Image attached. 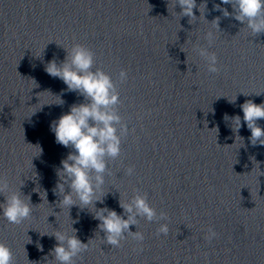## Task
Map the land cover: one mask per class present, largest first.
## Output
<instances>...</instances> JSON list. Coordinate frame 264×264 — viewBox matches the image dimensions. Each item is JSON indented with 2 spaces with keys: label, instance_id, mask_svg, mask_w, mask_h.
Wrapping results in <instances>:
<instances>
[{
  "label": "water",
  "instance_id": "1",
  "mask_svg": "<svg viewBox=\"0 0 264 264\" xmlns=\"http://www.w3.org/2000/svg\"><path fill=\"white\" fill-rule=\"evenodd\" d=\"M219 3L207 0L204 15L200 5L190 19L177 0H0V203L21 188L32 207L16 224L0 213L11 264H54L52 235H74L72 227L87 244L74 264H264V147L250 144L240 107L264 103V33L213 10ZM77 44L94 54L93 71L112 77L127 126L96 207L122 214L120 201L145 195L157 216L130 226L142 241L125 233L118 247L108 245L94 208L69 213L54 193L71 149L55 143L49 124L84 101L44 69ZM201 48L216 56L217 72ZM62 92V105H46ZM225 114L241 117L243 140Z\"/></svg>",
  "mask_w": 264,
  "mask_h": 264
},
{
  "label": "clouds",
  "instance_id": "2",
  "mask_svg": "<svg viewBox=\"0 0 264 264\" xmlns=\"http://www.w3.org/2000/svg\"><path fill=\"white\" fill-rule=\"evenodd\" d=\"M177 2L182 10L179 15L190 19L197 18L194 9H198L201 13L200 5L204 6L203 15L207 8V0L199 6L196 0H177ZM221 4H230L232 13L222 8ZM213 10L222 12L224 17L233 16L254 35L264 33V0H220L219 4H214ZM213 21L219 29V17ZM66 53L62 62L57 63V60L53 58L46 64L44 70L49 76L61 80L66 86L65 91L77 93L84 102L73 104L67 113L60 115L49 124V130L54 135L55 143L71 149L56 169L58 183L54 193L61 197L59 203L68 207L69 213L73 206H77L81 211L88 209L89 206L94 208L96 211L93 218L99 221L97 227L105 234L108 245L118 247L125 233L142 241L143 234L130 231V226H137L139 219L151 222L157 216L156 211L148 204L145 195L136 193L127 203L120 201L122 214L109 210L107 207H96L97 203H103V200L97 198V193L101 191L105 182L107 159H115L120 155L121 136L127 133L126 124L122 123L120 115L115 110V106L119 103L116 85L112 77L104 71L98 68L95 71L92 70L94 54L88 48L77 44ZM199 55L206 59L210 72L218 71L214 54L201 48ZM119 79L125 81L127 72L121 70ZM62 94L63 92L61 95L52 94L59 98L60 103L46 105H62L64 103L61 98ZM235 100L230 102H235ZM240 107L243 112V121L251 132L248 138L250 144L252 146L259 144L264 147V128L257 124L258 120L264 119V103L258 105L247 100ZM224 119L231 120V130L239 137L238 133L242 127L241 117L239 115L229 117L225 114ZM39 148L41 155L43 149ZM133 171L129 168L127 174L132 175ZM6 188V184L0 183V192ZM45 194L47 196L46 192ZM22 196L28 197V201L25 202ZM31 212V197L25 196L21 188L19 191L11 192L4 202L0 203V213L12 224L27 219ZM164 218V214L161 213L160 219ZM72 230L74 235L59 232L52 235L57 241L49 252L54 264H74L73 258L86 250L87 244L80 241L73 227ZM158 232L166 235L168 233L167 224H161ZM215 235L214 231L209 230V239L214 238ZM38 248L43 251L42 245H38ZM0 264H11V251L2 243H0Z\"/></svg>",
  "mask_w": 264,
  "mask_h": 264
}]
</instances>
